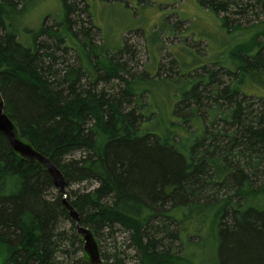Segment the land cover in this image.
<instances>
[{
    "label": "trees",
    "instance_id": "1",
    "mask_svg": "<svg viewBox=\"0 0 264 264\" xmlns=\"http://www.w3.org/2000/svg\"><path fill=\"white\" fill-rule=\"evenodd\" d=\"M62 3L63 20L34 31L22 24L29 0H0V95L18 137L61 170L66 187L94 183L66 191L79 225L97 241L124 230L135 264H264V20L241 28L229 18L237 0H198L227 32L249 33L217 56L230 65L185 74L172 58L169 78L160 63L129 71L125 40L116 49L95 42L88 0L87 26L73 19L75 3ZM252 5L263 10L264 0L241 10ZM176 78L170 103L154 97L153 84ZM53 188L0 133V264H89Z\"/></svg>",
    "mask_w": 264,
    "mask_h": 264
},
{
    "label": "rangeland",
    "instance_id": "2",
    "mask_svg": "<svg viewBox=\"0 0 264 264\" xmlns=\"http://www.w3.org/2000/svg\"><path fill=\"white\" fill-rule=\"evenodd\" d=\"M70 1L76 6L73 19H80L82 21L78 23L83 22L87 26L86 14L80 11L84 6V0ZM249 1L237 0L238 6L229 12L232 24L248 28L259 20H264V9L261 10L252 5L245 11L241 10L242 5ZM88 2L92 20L100 30V36L96 30L91 31L95 42L104 43L102 46L104 48L116 49L120 48L125 40L128 43L129 52L122 55L121 59L133 73L149 68L150 64L155 67L160 63L159 76L174 77L175 69L166 68L172 58L173 64L180 62L185 64L186 69H182L185 74L205 63L212 67L218 61V64L223 66L227 64L226 61L217 56H225L226 52L239 44L241 37L247 33L244 31L241 36L239 30L227 32L221 20L212 12L200 7L198 0H88ZM233 10L235 13H232ZM63 17L62 0H29V11L24 15L22 24L35 31L43 22L46 25H52L54 22L62 21ZM76 27L74 25V28ZM23 34L22 38L26 37L27 40L29 38L30 42V34L29 37ZM220 47V50L214 51ZM75 56L74 51H69L66 58L72 61ZM173 64L171 63L170 66ZM232 64L233 67L236 66L235 61ZM150 71L152 73L153 69ZM222 72L219 73V78L222 82L224 81L223 83L228 82L229 77ZM144 80L145 86L150 87L151 84L146 77ZM162 84H153L158 89L153 91V94L155 98L161 97L164 102H167L165 94L171 93L175 87L182 85V80L176 78L172 87ZM79 154L74 152L71 157H78ZM85 186H94V183L92 182L91 185L86 182L73 183L66 187V191L82 189ZM54 188L50 191L52 195L58 191ZM62 227L69 230L70 222L64 221ZM98 244L106 258L104 261L115 263L118 259L120 264H135L134 251L129 245L128 235L124 230L117 229L112 235L104 231L98 237ZM81 255L82 252H77L76 258Z\"/></svg>",
    "mask_w": 264,
    "mask_h": 264
},
{
    "label": "water",
    "instance_id": "3",
    "mask_svg": "<svg viewBox=\"0 0 264 264\" xmlns=\"http://www.w3.org/2000/svg\"><path fill=\"white\" fill-rule=\"evenodd\" d=\"M0 133H2L10 147L20 156L43 167L51 178L55 188L63 195L62 204L68 211L71 219L76 224V231L83 241V252L88 259L89 264H104L97 239L93 232L79 225V217L76 211L66 200V182L61 170L45 155L34 149L27 141L18 137L17 129L12 120L4 111V101L0 95Z\"/></svg>",
    "mask_w": 264,
    "mask_h": 264
}]
</instances>
